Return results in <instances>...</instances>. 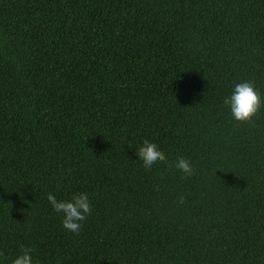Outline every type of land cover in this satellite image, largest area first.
<instances>
[{
  "label": "trees",
  "instance_id": "obj_1",
  "mask_svg": "<svg viewBox=\"0 0 264 264\" xmlns=\"http://www.w3.org/2000/svg\"><path fill=\"white\" fill-rule=\"evenodd\" d=\"M0 264H264V0H0Z\"/></svg>",
  "mask_w": 264,
  "mask_h": 264
}]
</instances>
